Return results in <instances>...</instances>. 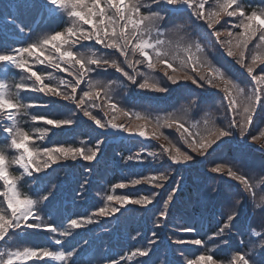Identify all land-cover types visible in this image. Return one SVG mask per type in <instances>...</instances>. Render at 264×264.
Instances as JSON below:
<instances>
[{
    "label": "snow or ice",
    "instance_id": "obj_1",
    "mask_svg": "<svg viewBox=\"0 0 264 264\" xmlns=\"http://www.w3.org/2000/svg\"><path fill=\"white\" fill-rule=\"evenodd\" d=\"M31 7L58 17L63 26L30 39L23 46L0 49V133L5 134L0 145V264H83L79 250L66 243L75 230L121 213L128 204L147 208L160 195L152 192L132 197L116 194V189L137 185L162 189L169 179L165 169L168 162L169 168L189 164L195 160L193 153L206 159L237 136L245 144L250 138L252 144L264 149V128L256 134L250 131L259 114L264 113V4L256 6L247 0H38ZM185 14L187 20L180 19ZM7 23L20 34L26 31L23 22L16 18ZM209 50L231 58L247 74L249 82L236 79L222 64L210 59ZM37 65L51 71L39 70ZM13 69L23 75L10 84L8 77ZM109 69L119 76L107 81L96 78ZM158 69L166 79L153 75ZM54 73H65L70 79ZM181 81L202 91L193 93L189 89L187 103L164 115L130 110L113 95L114 87L128 85L147 92L169 93V84L178 85ZM208 89H215L218 94L219 104L215 107L221 113L219 120L213 112L203 110L206 101L202 96ZM22 92L39 93L50 99L39 103L26 101ZM51 98L71 104L74 109H67L70 115L60 117L30 113L32 108L54 104ZM94 109L103 112V116L95 114ZM79 114L105 133L112 130L145 140H163L160 151H147V156L154 162L160 161V169L165 170L113 184L97 210L70 218L66 223L61 221L58 227L55 220L46 221L40 214L39 205L49 200L51 191L43 196L35 190L26 193L21 190V182H30L26 178H35V173L46 172L53 165L99 163L104 139L98 138L91 146L84 140L55 145L37 142L55 135L53 129L81 123ZM22 118L30 119L33 125L50 127L25 128ZM122 118H127L126 124L118 122ZM163 129H174L178 140L166 135ZM144 152L141 149L129 155L126 162L143 163ZM212 163L209 172L235 182L229 185L233 190L223 196L227 211L221 212L217 229L208 238L210 243L193 237L172 239V244L199 246L192 257L177 249L183 264H264V230L249 226L247 244L241 239L235 249L220 248L235 238L234 229L245 206L251 205L254 214L264 217V170L248 174L237 166L234 157L230 162ZM13 167L18 171L13 172ZM212 191L220 194L215 188ZM174 194L169 193L163 200L155 227L166 226L161 221L168 218ZM181 231L197 230L185 226ZM38 232L49 234L50 245L24 243ZM148 243L149 247H135L119 259L102 257L99 264H124L136 257H150L155 251L151 245L158 241L153 238ZM218 250L228 258L220 259Z\"/></svg>",
    "mask_w": 264,
    "mask_h": 264
},
{
    "label": "trees",
    "instance_id": "obj_2",
    "mask_svg": "<svg viewBox=\"0 0 264 264\" xmlns=\"http://www.w3.org/2000/svg\"><path fill=\"white\" fill-rule=\"evenodd\" d=\"M34 2H38V0H0V35L3 37L6 34L20 35L12 28L11 24L7 23L13 18H16L18 22L22 21L26 29L25 33L21 34L22 44L12 41L3 43L0 39V49L23 46L30 42V39L34 40L44 33L59 30L63 26L58 17L52 16L46 10L32 8L31 5ZM247 3L259 6L264 4V0H247ZM180 19L187 20V14ZM221 39H225V37H221ZM209 58L222 64L236 79L245 84L249 82L247 74H244L243 70L232 62L231 58L218 56L214 50H209ZM36 68L45 72L51 71L42 65H37ZM54 74L64 79H70L65 73ZM21 75L23 74L13 69L9 74L8 82L10 84L18 82ZM153 75L166 79L163 77L161 69H158ZM118 76V73L109 69L107 73H102L96 78L107 81ZM127 83L125 81V84ZM169 88V93H153L140 90L134 85H128L127 88L114 87L113 95L126 108L148 112L155 116L178 111L181 106L187 103L185 97L189 95V89L193 93L202 91L195 89V86L190 82L183 81L178 85L169 84ZM21 95L26 98V101H36L37 103L45 102L46 98L50 99L31 92H22ZM51 99L54 104L48 107L32 108L29 110L30 113L60 117L70 115L67 109H74L73 105L58 98ZM202 99L206 101L202 106L203 110L211 111L218 120L221 119V113L215 107L219 104L216 90L208 89ZM93 111L95 114L103 116V112L99 109ZM200 115L202 116L203 112ZM79 119L82 121L81 123L73 125L71 128L53 129L55 135H50L44 141L37 142L55 145L58 143H79L84 140L91 146L98 138L104 139L105 142L101 145V155L98 157L99 163L87 164L77 161L75 165L72 162L53 165L46 172L35 173V178H26L30 182H21V190L26 193H32L35 190L39 196H43L51 191L49 200L39 205L40 214L46 221L51 218L59 227L61 221L66 223L70 218L90 215L104 203L103 197L109 194L113 184L127 183L130 179L139 176L156 174L157 170L166 169L169 173V179L162 189H152L150 185L116 189V194H128L132 197L158 192L160 195L156 197L152 205L143 208L139 205L128 204L121 209L123 214L117 213L112 217L101 218L100 223L88 225L73 232V237H69L66 243L68 247L75 246L79 250L83 264L88 261H91L92 264H99L102 257L119 259L135 247H149L148 241L153 238L158 241V244L151 245L155 251L150 257H136L133 261H125L124 264H136L141 260H147L148 264H161L162 261L168 264L169 261L179 260L180 264H183V258L179 256L177 249H183L186 256L192 257L197 253L199 246L175 245L172 244V239L195 237L203 238L206 243H210L208 238L214 235L218 222L221 220V212L227 211L223 205V196L233 190L229 185H235V182L228 180L227 177L209 172V168L214 166L212 161L230 162L234 157L237 166L248 174H259L264 170V149H261L259 144H252L250 138L249 143L245 144L237 136L206 159L193 153L195 160L189 164L171 165L169 168L170 162H168L165 169H160V161L154 162L152 157L147 156V151H160L159 145L164 143L163 140H145L112 130L105 133L100 129H95V126L87 121L82 114H79ZM25 120L27 122H24ZM118 122L126 124L127 118H122ZM21 123L23 127L30 129H34L36 126L50 127L42 124L33 125L28 118H22ZM260 128H264V113L259 114L250 131L256 134ZM147 131L150 132L151 129ZM163 131L174 140H178V134L174 129H163ZM3 143L2 133H0V145ZM141 149H145L142 156L143 163L136 160L126 162L129 155H133ZM12 171L17 172L18 170L13 167ZM213 188L217 189L220 194L217 195L216 192H213ZM171 192L175 194L169 205L168 218L161 221L166 226L157 228L155 223L163 200ZM185 226H192L197 231L185 233L181 231ZM249 226L257 228V230H264V217L254 214L251 205L245 206L241 212L239 222L234 229L235 238L231 239L228 245L221 244L220 248L235 249L241 239L247 244ZM153 232L157 233L156 237L152 236ZM133 236L136 237L135 240L132 239ZM84 241H88V243L85 244ZM24 243L32 246H48L51 242L48 233L38 232L33 233ZM256 252H259L258 247ZM218 257L220 259L228 258L224 251L219 250ZM26 264L39 263L28 261Z\"/></svg>",
    "mask_w": 264,
    "mask_h": 264
},
{
    "label": "rangeland",
    "instance_id": "obj_3",
    "mask_svg": "<svg viewBox=\"0 0 264 264\" xmlns=\"http://www.w3.org/2000/svg\"><path fill=\"white\" fill-rule=\"evenodd\" d=\"M38 94H39V93H38ZM39 95H40L41 97H43V96H42L43 94H39ZM48 100H49V99L46 98V101H45V102H47ZM123 134H125V133H123Z\"/></svg>",
    "mask_w": 264,
    "mask_h": 264
}]
</instances>
